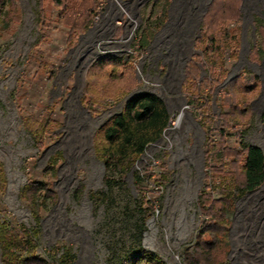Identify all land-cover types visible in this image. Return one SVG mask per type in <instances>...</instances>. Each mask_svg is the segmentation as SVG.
<instances>
[{"label":"rangeland","instance_id":"obj_1","mask_svg":"<svg viewBox=\"0 0 264 264\" xmlns=\"http://www.w3.org/2000/svg\"><path fill=\"white\" fill-rule=\"evenodd\" d=\"M63 1L0 0V225L37 229L52 264L139 247L264 264V184L240 189L244 147L264 152V0ZM208 26L232 48L213 65ZM144 93L170 120L137 181L106 166L100 130Z\"/></svg>","mask_w":264,"mask_h":264},{"label":"trees","instance_id":"obj_2","mask_svg":"<svg viewBox=\"0 0 264 264\" xmlns=\"http://www.w3.org/2000/svg\"><path fill=\"white\" fill-rule=\"evenodd\" d=\"M56 2L61 4L64 1L56 0ZM207 28L208 35L203 37H206V40L208 37L213 47L208 51L205 59L213 65L210 55L214 51H218L217 57L222 58L224 52L232 48L228 37L212 30L210 26ZM224 73L225 71H222L219 74V79H222ZM169 120L168 109L157 95L144 93L131 97L122 112L114 115L100 130L103 138L100 153L106 166L115 173L133 171L135 179L141 181L143 174L134 169L135 165L147 147L162 137ZM243 155V181L240 189L246 193L264 184V152L260 147L247 145L243 149ZM37 235V229L31 230L26 226L17 229L6 222L1 224L0 245L4 264H52L38 254ZM71 259L72 255L66 251L62 254L60 263L70 264ZM137 263L162 264L155 254L142 247L127 254L120 262V264Z\"/></svg>","mask_w":264,"mask_h":264},{"label":"bare ground","instance_id":"obj_3","mask_svg":"<svg viewBox=\"0 0 264 264\" xmlns=\"http://www.w3.org/2000/svg\"><path fill=\"white\" fill-rule=\"evenodd\" d=\"M181 117H182V114L179 115V118H178L177 122L181 119Z\"/></svg>","mask_w":264,"mask_h":264}]
</instances>
